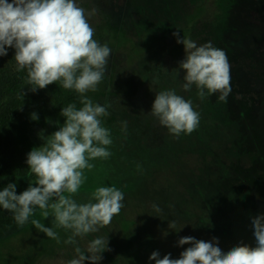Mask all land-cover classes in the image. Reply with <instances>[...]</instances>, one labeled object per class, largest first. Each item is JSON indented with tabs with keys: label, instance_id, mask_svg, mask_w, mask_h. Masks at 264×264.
Segmentation results:
<instances>
[{
	"label": "rangeland",
	"instance_id": "rangeland-1",
	"mask_svg": "<svg viewBox=\"0 0 264 264\" xmlns=\"http://www.w3.org/2000/svg\"><path fill=\"white\" fill-rule=\"evenodd\" d=\"M77 4L94 29L93 39L111 49L102 82L86 96L110 106L102 122L113 142L108 159L90 161L94 166L85 170L74 199L87 202L99 186L124 193L120 214L99 232L77 238L78 246L84 249L95 237H108L100 264H149L153 251L160 258L169 253L179 258L188 245L176 247V242L186 236L215 237L226 249L241 241L254 244L250 217L264 214V0ZM174 32L198 45L211 42L226 53L231 76L226 101L219 94L200 99L195 87L182 90L183 71L176 73L184 52ZM17 84L8 51L0 58V119L15 107ZM166 89L191 100L199 112L192 133L172 135L148 113L154 94ZM53 122L63 124L64 118L53 110L26 111L15 148L26 155L41 146L38 133L57 131ZM153 204L162 211L154 212ZM32 219L53 227L59 240L44 236ZM69 236L55 227L50 208L47 218L37 209L28 223L0 233V264H67L75 256L74 245L65 243Z\"/></svg>",
	"mask_w": 264,
	"mask_h": 264
},
{
	"label": "clouds",
	"instance_id": "clouds-1",
	"mask_svg": "<svg viewBox=\"0 0 264 264\" xmlns=\"http://www.w3.org/2000/svg\"><path fill=\"white\" fill-rule=\"evenodd\" d=\"M93 35L94 29L77 0H0V58L13 50L16 70H26L32 92L59 81L63 89L81 97L82 107L69 104L61 108L63 124L53 122L58 130L48 136L43 131L38 133L41 146L26 154V168L35 176L34 183L20 194L16 193V182L0 188V209L12 213L19 225L28 223L37 209L45 218L51 209L55 227L70 232L65 243L74 245L75 256L67 264H100L108 250V237H95L84 249L78 246L77 238L99 232L124 207V193L115 186L97 187L87 202L74 199L84 184L85 170L94 166L90 161L108 159L113 142L110 129L102 122L110 114V106L94 103L86 96L102 82L111 54V49L99 44ZM173 37H178L176 43L183 46L184 57L176 73L183 71L182 90L189 92L195 87L200 99L219 94L218 99L226 101L231 92L226 53L211 42L198 45L177 32ZM148 113L177 137L192 133L200 122L191 100L175 89L155 93ZM30 119L36 121L38 115L32 113ZM152 208L156 213L162 211L155 204ZM250 220L252 245L241 241L226 249L215 237L205 241L186 236L176 242V247L188 245L179 258H171L170 253L160 258V253L153 251L149 264H264V214ZM31 223L47 238L59 240L53 227L35 219Z\"/></svg>",
	"mask_w": 264,
	"mask_h": 264
},
{
	"label": "trees",
	"instance_id": "trees-1",
	"mask_svg": "<svg viewBox=\"0 0 264 264\" xmlns=\"http://www.w3.org/2000/svg\"><path fill=\"white\" fill-rule=\"evenodd\" d=\"M13 53V50L9 49ZM18 84L16 85V104L14 109L3 119H0V188L9 182H16V193L20 194L35 181V176L26 168V155L15 148L18 135L19 120L28 110H53L60 109L69 104H80V95L73 90H66L60 82L50 84L43 90L30 91L27 83V73L17 71ZM13 219V214L0 209V233L19 227Z\"/></svg>",
	"mask_w": 264,
	"mask_h": 264
}]
</instances>
